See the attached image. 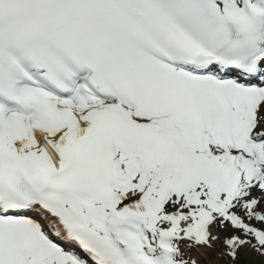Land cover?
I'll list each match as a JSON object with an SVG mask.
<instances>
[{"label":"snow or ice","instance_id":"6c2138e0","mask_svg":"<svg viewBox=\"0 0 264 264\" xmlns=\"http://www.w3.org/2000/svg\"><path fill=\"white\" fill-rule=\"evenodd\" d=\"M0 264H264V0H0Z\"/></svg>","mask_w":264,"mask_h":264}]
</instances>
